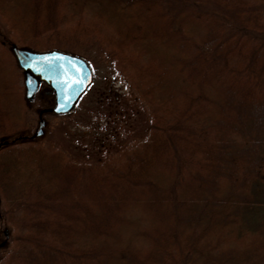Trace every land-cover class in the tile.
<instances>
[{
  "label": "trees",
  "instance_id": "trees-1",
  "mask_svg": "<svg viewBox=\"0 0 264 264\" xmlns=\"http://www.w3.org/2000/svg\"><path fill=\"white\" fill-rule=\"evenodd\" d=\"M262 12L264 0H0L13 33H0V264H264ZM93 41L149 122L118 157L79 163L37 143L40 116L57 114L41 111L45 84L25 97L11 45L89 62Z\"/></svg>",
  "mask_w": 264,
  "mask_h": 264
},
{
  "label": "rangeland",
  "instance_id": "rangeland-1",
  "mask_svg": "<svg viewBox=\"0 0 264 264\" xmlns=\"http://www.w3.org/2000/svg\"><path fill=\"white\" fill-rule=\"evenodd\" d=\"M69 14L67 10L68 19L65 20H69ZM260 15L264 20V12ZM0 33L6 40L13 35L2 22ZM16 46L27 49L25 46ZM85 53L90 58L92 83L71 111L57 114L50 119L45 118L37 143L49 149L59 150L66 158L76 162L94 163L108 156L116 158L123 151L133 148L131 146L136 145L146 133L149 115L146 104L133 95L124 76L114 66L109 52L101 47L99 42L93 41L86 45ZM12 61L17 66L16 59L13 58ZM48 90L40 92L44 103L48 105L45 108L52 107L54 102L53 94ZM28 119L30 123V117ZM29 123L21 132H27ZM38 126L39 123L34 130H37ZM14 219L21 225L19 218ZM8 228L9 226L0 224V241L3 231ZM5 249L0 248V258Z\"/></svg>",
  "mask_w": 264,
  "mask_h": 264
},
{
  "label": "water",
  "instance_id": "water-1",
  "mask_svg": "<svg viewBox=\"0 0 264 264\" xmlns=\"http://www.w3.org/2000/svg\"><path fill=\"white\" fill-rule=\"evenodd\" d=\"M12 50L23 70L26 98L32 100L41 83L50 87L54 94L53 106L42 112H69L92 82V68L82 57L58 49L31 51L15 44ZM43 125L41 118L34 136L42 133ZM4 234L7 236V230ZM4 244L5 241H1L0 247Z\"/></svg>",
  "mask_w": 264,
  "mask_h": 264
}]
</instances>
